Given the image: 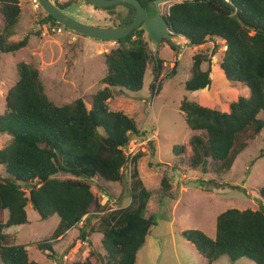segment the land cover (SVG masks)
<instances>
[{"label":"trees","instance_id":"1","mask_svg":"<svg viewBox=\"0 0 264 264\" xmlns=\"http://www.w3.org/2000/svg\"><path fill=\"white\" fill-rule=\"evenodd\" d=\"M137 1L148 15H155L153 3L157 0ZM53 2L63 12L75 5ZM123 6L128 12L118 28L131 24L136 13L133 7ZM0 14V54H15L29 42L28 36L9 42L21 15L19 0H0ZM164 16L172 39L184 38L189 47L199 48L209 40L223 42L226 50L219 69L231 88L249 93L230 103L227 113L187 98L180 103L186 128L193 135L189 141L190 168L224 175L249 147V141L264 129L260 118L264 114V0H183L170 6ZM41 22L58 24L47 15ZM145 35L140 27L115 42L117 48L104 56L106 73L100 84L105 88L91 95L88 102L80 98L71 104L56 105L48 97L39 71L26 63L17 65L18 81L7 92L0 115V136L8 137L0 148V168L4 172L0 173V264H38L30 260L26 247L16 245L15 238L7 233L10 228L28 224L29 205L43 221L53 216L59 218L51 238L37 245L47 259L56 258L51 241L62 240L84 222L87 223L80 229V237L86 242L91 233L87 230L89 216L101 208L92 190V180L121 183L123 171L129 166V206L100 220L105 251L101 260L103 264H136L137 253L156 226V215L145 216L151 194L138 172V161L143 155L130 159L125 153L131 135L138 133L137 126L125 114L110 111L107 102L113 97L112 90L140 92L150 62L155 77L152 93L156 88L161 90L162 85L157 82L163 62L154 59ZM163 43L172 51L177 50L172 41ZM204 65L208 68L204 69ZM210 65V57L205 53L192 57L190 76L183 84L186 92L210 88ZM172 152L175 157L185 153L182 145L175 146ZM59 175L71 178L57 179ZM199 183L205 189L203 182ZM205 184H212L210 190L229 186L213 181ZM160 189L164 193L171 191L165 175ZM258 196L255 211L230 209L220 214L214 238L198 230L185 231L182 237L207 264L223 256L231 263L246 259L264 264V187L258 190ZM95 261L88 256L72 264H97Z\"/></svg>","mask_w":264,"mask_h":264},{"label":"rangeland","instance_id":"2","mask_svg":"<svg viewBox=\"0 0 264 264\" xmlns=\"http://www.w3.org/2000/svg\"><path fill=\"white\" fill-rule=\"evenodd\" d=\"M50 1L54 4L55 0ZM56 1L75 3L64 10V13L79 23L98 28H118L128 12V8L123 5L105 11L84 0ZM168 4L159 6L162 13L168 9ZM19 5L21 15L13 29L15 35L9 42L21 41L26 36L29 37V42L27 47L15 54H0V115L4 112L7 92L18 81L19 63L29 64L39 71L48 97L58 106L71 104L80 98L88 102L91 95L105 88L100 84L106 73L104 56L117 48L115 42L96 41L65 29L61 35L48 33L44 27L50 24H42L46 14L38 4L36 7L32 0H19ZM145 40L154 59L163 62L157 82L162 85L161 90L156 88L152 93L155 77L152 73L154 65L150 62L140 92L112 90L113 97L107 102L110 111L125 114L137 126L138 133L131 135L125 153L130 159L138 154L143 155L138 161V172L151 194L145 216L149 218L156 215V226L137 253L136 264H207L181 234L198 230L214 238L216 218L223 212L230 209H258V190L264 187V129L259 136L249 141V147L226 174L216 176L211 170L207 174L192 170L189 165L192 156L189 141L193 135L189 134L184 115L179 110L181 101L187 98L201 102L204 107L229 112L230 103L249 93L241 88H231L219 69L226 49L223 42L209 40L199 48L187 45L180 50L177 45L182 40L177 37L171 40L177 47L176 51H172L166 43L155 51V43L149 41L147 35ZM199 52L210 57L212 83L209 89L188 93L183 84L190 76L192 57ZM207 68L204 65V69ZM203 98L207 101L202 103ZM87 107L90 108L89 105ZM260 118L264 122V114ZM7 142L8 137L0 136V148ZM178 145L184 147L185 153L175 157L172 149ZM130 170V166L124 169V180L121 183H107L99 178L92 180V190L101 208L89 216L87 230L91 231L90 237L86 238V242L81 240L80 229L87 223L84 222L69 231L62 240L51 241L55 260L42 255L37 245L51 238L59 223L57 216L43 221L29 205L28 224L10 228L7 233L15 238L16 245H24L30 260L38 264H72L82 262L88 256L97 260V264H103L101 258L105 251L101 245L100 220L113 211L129 206ZM0 173H4L1 168ZM164 175L171 184L169 193L160 189ZM56 178L71 177L59 175ZM209 181L229 186L210 190L212 184H205ZM199 182H203L205 189L200 187ZM26 195L28 196V191ZM213 264L254 263L246 259L231 263L228 257L223 256Z\"/></svg>","mask_w":264,"mask_h":264},{"label":"water","instance_id":"3","mask_svg":"<svg viewBox=\"0 0 264 264\" xmlns=\"http://www.w3.org/2000/svg\"><path fill=\"white\" fill-rule=\"evenodd\" d=\"M43 12L54 19L60 26L83 37H88L101 42H117L128 37L134 30L143 27L149 41L155 43L157 51L164 40L171 41L173 34L167 18L160 10L161 4H167L172 0H157L153 3L155 16H148L147 10L137 0H87V2L98 9L111 8L116 5H128L135 9L133 21L123 28H98L79 23L63 11L58 9L50 0H36Z\"/></svg>","mask_w":264,"mask_h":264},{"label":"built area","instance_id":"4","mask_svg":"<svg viewBox=\"0 0 264 264\" xmlns=\"http://www.w3.org/2000/svg\"><path fill=\"white\" fill-rule=\"evenodd\" d=\"M183 0H174V1H171L169 2V7L168 9L170 8V6H172L173 4H180L182 3ZM32 3L36 5L37 7V4L38 2L36 0H32ZM167 9V10H168ZM166 12V11H165ZM165 14V13H164ZM46 29V31L48 33H52V34H55V35H61L63 33V27L60 26L59 24H55V25H48L47 27H44ZM182 40V43H178L177 47L180 48V50H183L188 44L189 42L187 40H185L184 38H180Z\"/></svg>","mask_w":264,"mask_h":264},{"label":"crops","instance_id":"5","mask_svg":"<svg viewBox=\"0 0 264 264\" xmlns=\"http://www.w3.org/2000/svg\"><path fill=\"white\" fill-rule=\"evenodd\" d=\"M241 90H244V89H241ZM198 101H200V100H198ZM201 101H202V103H203V102H206L207 100L203 98V99H201ZM198 103H199V102H198ZM200 103H201V102H200ZM200 103H199V104H200ZM200 105H201V104H200ZM225 113H227V112H225Z\"/></svg>","mask_w":264,"mask_h":264},{"label":"flooded vegetation","instance_id":"6","mask_svg":"<svg viewBox=\"0 0 264 264\" xmlns=\"http://www.w3.org/2000/svg\"><path fill=\"white\" fill-rule=\"evenodd\" d=\"M117 6V5H116ZM113 7H115V6H113ZM112 8V7H111ZM107 9V8H106ZM148 16H150V17H153V16H151V15H148ZM155 16V15H154Z\"/></svg>","mask_w":264,"mask_h":264},{"label":"clouds","instance_id":"7","mask_svg":"<svg viewBox=\"0 0 264 264\" xmlns=\"http://www.w3.org/2000/svg\"><path fill=\"white\" fill-rule=\"evenodd\" d=\"M173 1V0H172ZM164 15V13H162ZM226 50V49H225Z\"/></svg>","mask_w":264,"mask_h":264}]
</instances>
